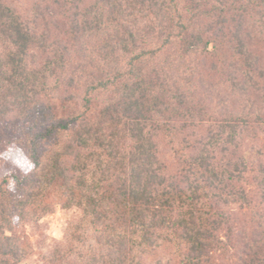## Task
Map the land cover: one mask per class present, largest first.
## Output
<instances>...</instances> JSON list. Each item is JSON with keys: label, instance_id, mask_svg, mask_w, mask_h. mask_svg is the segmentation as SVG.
I'll return each instance as SVG.
<instances>
[{"label": "trees", "instance_id": "1", "mask_svg": "<svg viewBox=\"0 0 264 264\" xmlns=\"http://www.w3.org/2000/svg\"><path fill=\"white\" fill-rule=\"evenodd\" d=\"M18 2L0 0V148L33 167L0 179V264L54 204L82 216L45 264H264V0ZM54 17L74 55L39 29Z\"/></svg>", "mask_w": 264, "mask_h": 264}, {"label": "rangeland", "instance_id": "2", "mask_svg": "<svg viewBox=\"0 0 264 264\" xmlns=\"http://www.w3.org/2000/svg\"><path fill=\"white\" fill-rule=\"evenodd\" d=\"M27 1L28 0H19L18 3L23 5V3H27ZM18 9L23 8L18 7ZM53 19V22H50V25H45V27L40 25L39 29L42 30L43 27L44 32L49 35L48 41L50 40L51 43L54 42L53 45L55 47L59 46L63 49V47L66 46L68 47V53L74 55L75 47L68 39V33L66 31L67 27L63 26V21H60L59 18L54 17ZM41 22L42 18H39V23ZM263 83L264 77H262L260 86L263 87ZM79 93L80 91H74V94ZM259 105L261 106L262 104ZM167 141L168 139L164 140V144L161 146L163 147V151H166L170 146L169 144H166ZM248 147H253L256 156L259 151H264V134H261L260 131L255 134L253 133V137L251 138ZM32 167L33 165L31 161L19 147L8 145L5 148H0V179L15 171L27 172L32 169ZM81 216L82 212L79 209H64L60 207V205L54 204L51 213L44 216L38 224H35V227L32 226L31 228L29 227L26 229L27 232L24 234H26V241L32 250V254L21 264H45L42 257L47 252L46 247L52 243L54 239L57 240L63 237L67 224L70 220H77ZM21 231V228H19L18 232L21 233ZM24 234H22L21 237H25Z\"/></svg>", "mask_w": 264, "mask_h": 264}]
</instances>
